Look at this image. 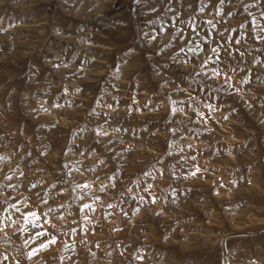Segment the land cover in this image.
I'll return each mask as SVG.
<instances>
[{
    "label": "rangeland",
    "instance_id": "1",
    "mask_svg": "<svg viewBox=\"0 0 264 264\" xmlns=\"http://www.w3.org/2000/svg\"><path fill=\"white\" fill-rule=\"evenodd\" d=\"M0 264H264V0H0Z\"/></svg>",
    "mask_w": 264,
    "mask_h": 264
}]
</instances>
